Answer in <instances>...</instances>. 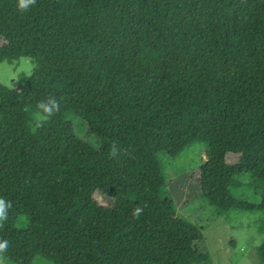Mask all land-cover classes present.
Masks as SVG:
<instances>
[{
	"label": "trees",
	"instance_id": "obj_1",
	"mask_svg": "<svg viewBox=\"0 0 264 264\" xmlns=\"http://www.w3.org/2000/svg\"><path fill=\"white\" fill-rule=\"evenodd\" d=\"M16 4L0 0V61L26 56L35 67L17 86L0 81V197L12 202L0 258L207 260L203 229L179 214L162 159L198 139L208 144L200 192L216 213L264 211V0ZM50 96L60 111L33 133L31 112ZM242 173L263 189L260 202L233 195ZM256 252L264 264V239Z\"/></svg>",
	"mask_w": 264,
	"mask_h": 264
},
{
	"label": "rangeland",
	"instance_id": "obj_2",
	"mask_svg": "<svg viewBox=\"0 0 264 264\" xmlns=\"http://www.w3.org/2000/svg\"><path fill=\"white\" fill-rule=\"evenodd\" d=\"M34 67L33 60L26 56L18 60H2L0 81L9 87L17 86V76L20 73H31ZM74 126L77 134L90 143L95 139L98 144L97 137L80 120L75 119ZM207 156V142L198 139L179 156L172 158L164 155L162 158L169 193L177 204L179 214L202 227L206 247L210 252L207 260L194 264H261L256 248L264 239V211L232 209L218 215L200 192L198 166ZM223 166L221 156L216 164L217 170ZM235 178V184L231 186L235 197L253 203L261 201L263 189L252 184L249 174H238ZM100 199L108 201L105 196H100ZM8 220H11L10 216ZM17 224L22 225L20 221ZM0 264L9 263L0 258ZM32 264L55 263L36 257Z\"/></svg>",
	"mask_w": 264,
	"mask_h": 264
},
{
	"label": "clouds",
	"instance_id": "obj_3",
	"mask_svg": "<svg viewBox=\"0 0 264 264\" xmlns=\"http://www.w3.org/2000/svg\"><path fill=\"white\" fill-rule=\"evenodd\" d=\"M36 0H17L16 8L20 12H25L34 5ZM60 111V104L55 97H48L46 100H41L36 104L35 110L31 112V130L35 133L45 124L50 122L53 116ZM93 148L97 147V141L93 139L91 141ZM110 155H117V146L112 145L110 149ZM12 208V202L0 197V226H3L4 222L9 218V209ZM142 209L136 208L133 212L134 217H139ZM9 242L6 239L0 240V253H5L8 250Z\"/></svg>",
	"mask_w": 264,
	"mask_h": 264
}]
</instances>
